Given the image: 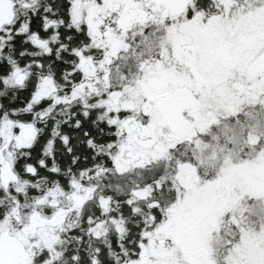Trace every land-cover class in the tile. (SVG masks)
I'll return each mask as SVG.
<instances>
[{
	"label": "snow or ice",
	"instance_id": "obj_1",
	"mask_svg": "<svg viewBox=\"0 0 264 264\" xmlns=\"http://www.w3.org/2000/svg\"><path fill=\"white\" fill-rule=\"evenodd\" d=\"M0 264H264V0H0Z\"/></svg>",
	"mask_w": 264,
	"mask_h": 264
}]
</instances>
